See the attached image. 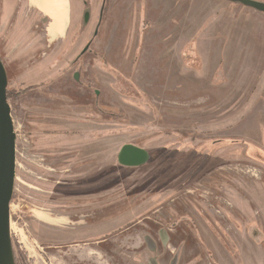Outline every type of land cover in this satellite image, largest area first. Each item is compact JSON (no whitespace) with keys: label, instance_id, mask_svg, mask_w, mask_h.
<instances>
[{"label":"rangeland","instance_id":"obj_1","mask_svg":"<svg viewBox=\"0 0 264 264\" xmlns=\"http://www.w3.org/2000/svg\"><path fill=\"white\" fill-rule=\"evenodd\" d=\"M15 1L0 0L14 261L264 264V14L48 0L56 32ZM125 144L148 163L118 165Z\"/></svg>","mask_w":264,"mask_h":264},{"label":"water","instance_id":"obj_2","mask_svg":"<svg viewBox=\"0 0 264 264\" xmlns=\"http://www.w3.org/2000/svg\"><path fill=\"white\" fill-rule=\"evenodd\" d=\"M264 14V3L257 0H229ZM78 80V74L74 75ZM7 75L0 59V264H15L11 243V201L16 175V133L7 101ZM149 153L132 144L123 145L117 155L118 165L138 168L148 163Z\"/></svg>","mask_w":264,"mask_h":264},{"label":"crops","instance_id":"obj_3","mask_svg":"<svg viewBox=\"0 0 264 264\" xmlns=\"http://www.w3.org/2000/svg\"><path fill=\"white\" fill-rule=\"evenodd\" d=\"M11 2H12V0H10ZM46 1H48V0H18V1H15V2H17L18 4H20L23 8H25L26 9V11H28V10H30V11H34V12H39V13H41V15H43V13L45 14V16H48V18H51V26H50V28H51V30L50 31H56L57 32V27H60L61 26V23H65V19L64 18H58V17H56L54 14L55 13H57L55 10H54V6L53 7H51V6H49L50 8H51V12H54L52 15L51 14H49L46 10H47V4L48 5H50L49 4V1L48 2H46ZM30 3V5L32 6V7H28V4ZM56 6V5H55ZM57 8V7H56ZM58 8L62 11V12H64V13H62L63 15L65 14V5L64 4H60V5H58ZM57 8V10L58 11H60L59 9ZM62 15V16H63ZM61 16V17H62ZM59 31V30H58ZM47 32V35H48V30L46 31ZM55 32V33H56ZM52 32H50L49 34H51ZM60 33H62V32H60ZM59 33V34H60Z\"/></svg>","mask_w":264,"mask_h":264},{"label":"trees","instance_id":"obj_4","mask_svg":"<svg viewBox=\"0 0 264 264\" xmlns=\"http://www.w3.org/2000/svg\"><path fill=\"white\" fill-rule=\"evenodd\" d=\"M236 4H238V3H236ZM31 89H33V87H28V88H26V89H23L22 91H23V92H26V91L31 90ZM13 93H14V92H13ZM6 95H7V101L9 102V101L12 99L13 94H10V90L7 89V91H6ZM14 95L17 97V94L14 93ZM14 259H15V257H14ZM15 264H17L16 260H15Z\"/></svg>","mask_w":264,"mask_h":264},{"label":"flooded vegetation","instance_id":"obj_5","mask_svg":"<svg viewBox=\"0 0 264 264\" xmlns=\"http://www.w3.org/2000/svg\"><path fill=\"white\" fill-rule=\"evenodd\" d=\"M75 75V74H74ZM79 76V75H78ZM74 80H75V78H74ZM76 81V80H75Z\"/></svg>","mask_w":264,"mask_h":264}]
</instances>
